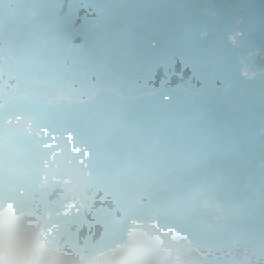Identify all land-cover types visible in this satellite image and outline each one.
<instances>
[{"label": "rangeland", "instance_id": "1", "mask_svg": "<svg viewBox=\"0 0 264 264\" xmlns=\"http://www.w3.org/2000/svg\"><path fill=\"white\" fill-rule=\"evenodd\" d=\"M226 1L236 25L247 29L229 37L240 51L244 89L264 109V0ZM213 17L208 2L196 0H0V57L13 56L0 62V112L28 100L88 109L104 90L133 100L228 88L220 27L206 21ZM164 98L160 119L98 110L83 138L39 126L33 110L6 120L9 134L28 137L47 156L0 155V174L15 178L5 186L29 202L26 210L0 202V264H80L111 222L119 227L127 210L143 204L196 219L207 232L134 221L126 240L84 264H264L257 225L264 221V171L252 166L255 152L237 164L232 156L255 130L223 147L206 108L184 113V98ZM235 121L226 122L229 132ZM119 147L128 148L122 160ZM223 149L230 159L224 166L217 161ZM61 203L58 212L49 209Z\"/></svg>", "mask_w": 264, "mask_h": 264}, {"label": "trees", "instance_id": "2", "mask_svg": "<svg viewBox=\"0 0 264 264\" xmlns=\"http://www.w3.org/2000/svg\"><path fill=\"white\" fill-rule=\"evenodd\" d=\"M196 1L208 2L212 11L216 13V17L206 19V21L217 20L220 27L221 37L228 60L226 72L232 81L230 87L218 88L213 92L202 94L198 97L193 96L185 90H165L162 95L155 97L143 95L133 100H124L117 94L104 90L96 95L89 104L88 109H85L83 105L65 108L63 105L53 106L39 104L31 100L21 103H8L0 112V155L5 159L6 153H12L17 158L15 151L20 150L31 158H35L37 154L47 156V154L41 149L33 147L30 143L31 139L28 137L11 135L6 131V120L15 114H24L25 112L33 110L36 123L39 126H50L53 132L56 133L75 131L81 138H83L86 127L91 126L93 118L96 117V111L110 106L112 110L122 112L126 120H131L133 116L142 120H147L154 115L160 119L164 109V102L166 101L164 96H166L167 98H184L186 100L184 113H187L188 110L194 113L197 107L206 108L208 113L214 118L213 126L217 130V135L215 137L216 144L222 145L223 147H226V139H229V141L232 142V139H238L246 129L249 131L254 129L255 134L252 139L236 149L235 153H232V156L236 157L234 164H237L245 162L248 155L255 152L252 159V166L257 167L261 164L260 171H264V109L260 107V104L253 98L251 93L244 89L243 78L240 75V51L229 40V37L233 35L237 36V34H241L237 36V39L246 36L247 29L243 24L236 25L232 18L231 9L226 0ZM112 53L113 50L107 49L102 56V61L106 68H109L111 65L110 59L112 58ZM237 118H240V123L237 124L238 126L234 131L229 132L226 128V122H236L235 120ZM74 120H76V125ZM119 148L120 153L118 154H120L119 159H121L126 156L128 148ZM111 154L114 156L116 151L114 150ZM217 161H219L218 164H223V166L230 161L225 149H223L221 154L217 156ZM34 162L38 167H42L43 163L41 161ZM14 179L15 178L10 176L0 174V202L14 204L20 210H26L29 207L28 200L25 199L24 196L17 194L5 186ZM120 202L121 200L118 198L116 204L119 205ZM62 204L63 203L58 205L52 204L49 206V209L58 212V210L61 209ZM67 218L64 216L57 220L64 223ZM140 220H157L164 227H174L190 235L207 232L197 224L196 219L187 222L173 216L162 215L150 210L147 204L133 206L126 211L125 217L119 227L113 226L110 221L111 227L109 233L106 236L99 238L94 243L92 250L88 254L83 255L80 264H84L86 258L95 256L103 250L115 247L117 244L122 243L126 240V233L130 224L134 221ZM257 225L258 229L264 235V221L260 220Z\"/></svg>", "mask_w": 264, "mask_h": 264}, {"label": "built area", "instance_id": "3", "mask_svg": "<svg viewBox=\"0 0 264 264\" xmlns=\"http://www.w3.org/2000/svg\"><path fill=\"white\" fill-rule=\"evenodd\" d=\"M12 60L13 59V56H11V55H8V56H6V57H0V62H2V60ZM242 74L244 75V76H246L247 75V73H245V72H242Z\"/></svg>", "mask_w": 264, "mask_h": 264}]
</instances>
